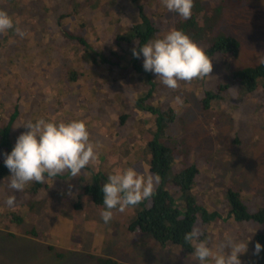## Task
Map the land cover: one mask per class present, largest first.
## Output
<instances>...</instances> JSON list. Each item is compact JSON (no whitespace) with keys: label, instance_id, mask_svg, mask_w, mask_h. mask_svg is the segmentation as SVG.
I'll return each mask as SVG.
<instances>
[{"label":"rangeland","instance_id":"1","mask_svg":"<svg viewBox=\"0 0 264 264\" xmlns=\"http://www.w3.org/2000/svg\"><path fill=\"white\" fill-rule=\"evenodd\" d=\"M199 1L194 0L197 4ZM224 1L225 8L218 17L211 9L203 11L204 34L192 41L205 50V43L224 31L239 39L237 68L259 64L258 58L264 56V0ZM113 2L111 15L125 26L135 15V7L128 0H94L92 8L88 7L89 0L85 8L79 0H0V10L6 11L25 33L20 37L8 30L0 35V137L5 134L16 142L22 132L28 131L24 125L39 118L80 119L88 126L90 141L98 153L89 169L107 176L115 169L134 167L147 176L148 142L155 126H147L150 115L136 108L135 101L153 88L155 95L144 104L152 106L161 101L172 106L175 120L165 125L160 141L175 156L182 157L181 163L176 160L171 165L164 184L179 207L192 197L199 207L219 212L224 221L217 225H206L200 216L193 225L200 229L209 247L217 250L229 240L248 242L249 253L246 250L241 255L242 264L258 263L250 244L254 234L264 228L228 218L226 194L242 189L251 213L264 206V89L247 93L236 83L229 85V69L220 67L217 53L211 58L212 72L208 76L180 81L175 89L166 87L151 72L152 86L146 77H133L126 69L115 71L110 81L106 64L95 76L83 51L74 53L76 49L66 43V29L57 18L64 8L71 14L84 9L76 22H70L72 17L67 16L61 23L67 28L73 22L87 23V35L94 45L102 47L99 44L104 42L114 47L110 34L99 39L100 27L109 19L104 7ZM147 11L156 16L164 13L168 30L175 28L177 14L169 12L163 0L149 4ZM156 16L153 22L158 25ZM122 31L128 32L126 28ZM163 33L160 30L157 38ZM5 43L26 46L27 50H7ZM76 44L81 45L78 41ZM132 46L129 42L124 49H116L129 56ZM74 60L77 65H73ZM72 69L83 74L85 82L70 81L68 73ZM98 82L101 91L95 88ZM206 93L217 94V98L210 99L205 109L201 100ZM189 166H195L198 174L194 187L181 193L171 187L170 181ZM62 182L48 184L34 196L26 189L15 192L0 185V264H99L100 260H110L108 264H198L191 255L193 250L187 252L173 244L161 247L149 235L129 232L127 209L113 210L112 219L104 223L101 213L105 208H92L70 184ZM13 195L16 203L9 207L5 201ZM15 211L24 216L18 226L4 218L7 213L14 217Z\"/></svg>","mask_w":264,"mask_h":264},{"label":"trees","instance_id":"2","mask_svg":"<svg viewBox=\"0 0 264 264\" xmlns=\"http://www.w3.org/2000/svg\"><path fill=\"white\" fill-rule=\"evenodd\" d=\"M128 1H130L131 5H134L135 15L130 18L131 20L125 26H122V24L119 23L117 16L111 15V12H113L111 11V6L115 5L114 2L108 3L106 4L108 6L104 7L106 9L105 14L109 19L103 21V25L100 27L101 30L99 32V39L101 40L105 36V33L110 34L108 37L114 43V47H110L109 45L105 46L104 42L99 44L102 47L94 45L87 35V23L85 25L75 23L76 20L82 16L84 9L80 12L71 14L66 8H64L59 12L57 21L66 29V43L70 45V48L76 49V51H73L74 53L77 51H83L84 59L89 63L90 72H92L93 69L95 76L100 74L103 65L106 64L105 70L110 78V81L114 79L113 75L115 74V71L126 69L127 73L132 74V76L134 74L136 78H140L141 76L146 77L148 80L147 84L152 86V80L149 76V72H145L142 67L143 57L141 56V58L137 59L133 56V53L128 56V54H125V51L117 50L116 47L120 46L124 49L129 42H131L133 44L132 50L134 48L139 50L140 46L148 42L150 39H154L155 37L157 38V34L160 30L164 33L167 32L168 20L164 18V13L156 16L155 12L151 14L147 11L148 5L153 2L155 3L156 0ZM208 1L211 2L210 5L208 4ZM229 1L230 0H227V3ZM235 1L236 0H232L230 3L233 4ZM85 2L86 4L84 6V1L79 0L82 8L86 7L88 0H85ZM93 2L94 0H89V8H92ZM202 3H205L207 6ZM225 5L224 0H200L199 4L194 2L191 17L189 19H184L183 17L177 15V19L173 25L175 29H180L186 33L193 41L197 40L196 37L200 39L204 34L203 31L205 28L203 25L202 29L203 11L205 9H211L213 13L216 12V14H214L218 17V15H220L222 10L225 8ZM199 7L201 11L196 12ZM67 16L72 17L70 22L75 20L72 27L69 26L67 28L61 23ZM154 16L159 19L158 25L153 22ZM94 27L95 26L92 28ZM124 28L128 30L126 34L122 31ZM6 33L7 32H2L0 35ZM77 41L81 45L76 44ZM205 44H207V46L204 51L207 56L211 59L216 53L219 54L218 61L220 62V67L227 66L229 69V85L236 83L247 93H252L257 88L264 89V62H260L252 67L237 68L235 61L240 54V42L237 37L229 35L224 31H218ZM3 45L7 47V50L16 49L20 51L19 48H23L25 51L27 50L26 46L12 47L11 44L6 43ZM128 61H130L129 66H126ZM77 64L78 62L74 60L73 65ZM87 72L88 71H86V73ZM68 74L70 81L75 83L78 79L83 80V82L87 79L86 77H83V74L77 73L73 69ZM97 84L98 85H96L95 88L97 91H101L102 84L99 82ZM153 95H155L153 88L148 89L147 93L143 97H139L137 101H135V107L141 111L148 112L150 115L147 119V126L149 124H153L155 126V129L151 130L152 139L148 142L150 150V156L148 159V175L158 174L161 179L156 185L155 194L151 199L143 201L137 206L127 208L129 213L127 214L126 224L129 232H139L149 235L161 247H164L167 244H173L179 246L182 250L191 252L193 247L190 243L184 240V235L192 230L197 217L200 216L206 225H217L218 223L224 221V219L221 217L219 212L213 211V209L207 208L209 210L207 211L206 209L199 207L192 197H187L184 205L179 207L176 203L175 197L170 194L169 186L164 184L165 176L167 175L171 165L175 163L176 160H179L181 163L182 157L175 156L173 151L160 141V136L165 128V125L175 120V113L172 106L165 105L161 101L156 102L152 106L145 105V100L153 97ZM136 97H138V94ZM215 98H217V94L206 93L205 97L201 100L203 108H208L210 99ZM12 115H14V113ZM14 145L15 142L11 141V139L6 137L5 134L0 137V153L11 152ZM193 160L194 158H192L190 163H192ZM125 164H127V161H125ZM89 167L91 166L89 165ZM89 167L85 168L78 176L72 177L69 172L65 171L63 174L55 178L46 179L43 183L31 182L25 187V189L28 190L29 194L34 196L43 187H48V184L51 186L53 183H58V180L61 179L63 181L62 183L66 182L71 185V188L78 191L80 193V197L85 203L92 208L101 210L104 208L103 193L101 189L103 184L106 182L108 175L106 176V174L102 171L93 172L94 170L89 169ZM197 174L198 169L195 166L186 167L173 176L170 181V185L172 188H176V190L181 193L190 191L194 187L195 177ZM9 176V169L4 166L3 156L0 155V185H2L5 189H9ZM25 189L23 191H25ZM242 195V189H231L227 191L226 198L228 205L230 206L228 218L240 223H250L255 227L259 226L258 229L261 230L264 228V206L258 207L252 213L249 212L243 201ZM4 218L12 221L15 226H18L23 221L24 216L20 212L15 211L14 217L7 213V216ZM201 239L204 240L205 238L203 237ZM257 243L264 246V230L255 233L250 244L252 256H255L258 259V263L254 264H264V248H262L259 253H256L255 246ZM247 251L249 253V248ZM108 263H111V261H99V264Z\"/></svg>","mask_w":264,"mask_h":264},{"label":"clouds","instance_id":"3","mask_svg":"<svg viewBox=\"0 0 264 264\" xmlns=\"http://www.w3.org/2000/svg\"><path fill=\"white\" fill-rule=\"evenodd\" d=\"M163 6L169 12L189 19L194 0H163ZM8 30L20 37L25 35L16 27L12 17L0 10V33ZM132 53L137 59L143 57L145 72L155 74L157 80L172 89L180 81L203 78L212 72V61L206 52L180 29H169L162 37L150 39L139 50L134 48ZM257 62H264V56H260ZM24 126L28 131L17 137L11 152L0 153L4 166L10 172L8 186L15 192L23 191L31 182L43 183L65 171L72 177L78 176L81 170L98 158L96 147L90 141L88 126L83 120L39 118ZM160 179L158 174L145 176L134 167L113 170L101 189L105 208L101 213L103 222L108 223L112 219L113 210L124 212L151 199ZM5 203L14 207L15 196H9ZM184 240L194 246L191 255L198 264H242L240 257L248 246V242L229 240L213 250L206 240L201 239L198 227L185 233ZM262 248L264 246L257 243L256 253Z\"/></svg>","mask_w":264,"mask_h":264},{"label":"bare ground","instance_id":"4","mask_svg":"<svg viewBox=\"0 0 264 264\" xmlns=\"http://www.w3.org/2000/svg\"><path fill=\"white\" fill-rule=\"evenodd\" d=\"M197 89V88H196Z\"/></svg>","mask_w":264,"mask_h":264}]
</instances>
